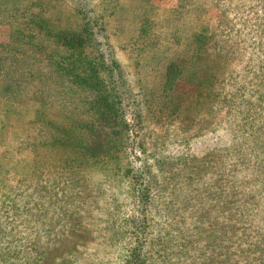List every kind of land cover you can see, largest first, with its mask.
<instances>
[{"label":"rangeland","instance_id":"374dc122","mask_svg":"<svg viewBox=\"0 0 264 264\" xmlns=\"http://www.w3.org/2000/svg\"><path fill=\"white\" fill-rule=\"evenodd\" d=\"M91 6L134 103L103 157L76 147L92 94L56 70L63 49L46 30L83 31L75 6L0 0V264L37 254L46 264H126L140 223L148 264H228L234 227L264 213V0ZM97 48L88 39L83 50L97 62ZM131 164L149 170L146 219Z\"/></svg>","mask_w":264,"mask_h":264},{"label":"trees","instance_id":"16d2710c","mask_svg":"<svg viewBox=\"0 0 264 264\" xmlns=\"http://www.w3.org/2000/svg\"><path fill=\"white\" fill-rule=\"evenodd\" d=\"M75 6L76 13L82 20L81 30L59 29L49 31L56 45L62 48V52L57 48L58 58H54V67L59 73L70 75L72 83L76 86L90 91L92 97L87 102V112L90 119L80 122L75 129L84 131L86 138L80 140L76 147L80 148L86 155L94 157L110 156L117 149V137L125 130L129 129V123L125 118L123 108L131 102L128 86L129 78L126 77L124 68L115 58L113 48L107 41L104 27L99 24L98 15L94 6L87 13L86 7L90 6V0H69ZM45 24L42 25V27ZM47 27V26H46ZM45 29V28H43ZM197 33V41L205 34ZM87 34V35H86ZM204 34V35H203ZM88 39L94 40L98 47L97 59H92L83 50ZM167 72L172 76L167 78L166 84H173L174 78L179 74L175 66ZM111 88H110V87ZM118 86V88H117ZM122 87V90L119 88ZM117 91H120V94ZM74 129V130H75ZM232 136V134H230ZM232 140V137L230 138ZM250 147H253L252 144ZM250 149L249 147H247ZM132 180L135 184V197L140 215L147 218V211L151 204V189L149 187V170L145 165L127 166ZM248 181L241 183L244 185ZM261 183L264 181L261 180ZM264 190V184H261ZM259 198H264L259 194ZM249 204L253 203L259 207L257 198H248ZM253 211L244 214L245 223L234 227L232 232L236 233V240H230L228 244L229 263L228 264H264V213ZM233 213H231V217ZM148 224H136L134 235L136 244L132 247L126 264H148V254L146 252L147 238L145 236ZM23 264H46V258L41 254L31 256ZM58 264H71L69 259H61ZM196 264V263H195Z\"/></svg>","mask_w":264,"mask_h":264}]
</instances>
